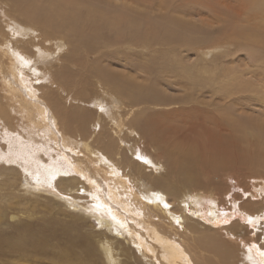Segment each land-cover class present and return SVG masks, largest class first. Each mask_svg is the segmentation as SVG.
I'll return each instance as SVG.
<instances>
[{
    "label": "bare ground",
    "instance_id": "obj_1",
    "mask_svg": "<svg viewBox=\"0 0 264 264\" xmlns=\"http://www.w3.org/2000/svg\"><path fill=\"white\" fill-rule=\"evenodd\" d=\"M4 1L9 2L11 6V12L9 16H7L11 24H5V26L9 25L16 27L15 31L16 33L20 31L18 35L21 38L25 35H29L31 36L32 42L30 43V47L29 45H27V47H22V44V46H20V37H18L19 39L15 38L16 36L14 33L10 35L6 33L7 36L0 30V91L3 94L2 101L6 102L9 107H12V104L16 103L15 107L17 105V107L22 110L26 108V117H24L26 122H23L24 124L32 125L31 127H33V124H36L37 126H44L47 130L50 128L52 129L54 141L56 143L58 142L59 146L62 145L60 150L64 151L65 157L73 162L70 167L73 173L85 179L91 189H86L88 191L87 195L93 197L97 207L100 209L102 208L106 215L113 218L116 227L125 231L133 240L132 243L139 247L144 253L151 252V259L154 261V264H200V262H202L201 264H222L228 262L229 259H234L236 248L241 244L244 246L243 243L248 245L245 247V251L249 253L252 260L257 264H264V246L261 245L260 233L258 234L255 231V228H257L258 231L261 229V234H264V230L261 227L264 221L258 223V215L260 217L264 216V179L257 177L260 180L254 183L255 178H252L253 181H250L251 184L235 181L236 185L233 184L235 190L231 191L233 193L231 196L226 194L233 189L230 187L231 185L220 189L217 187L214 188V185L211 189H207L205 187L206 185L203 186L201 183L202 174L204 176L208 168L213 169V162L217 161L220 156H226L225 159L231 158L235 153L237 156H242V153L236 148L248 151L246 162L264 166V124L262 120L257 121L255 116H253L255 117L253 120L248 116L251 121L248 122L243 117V113L241 111L238 112V110L246 106L244 105L246 101L239 102L242 96L246 94L249 95L250 100H255L256 103L262 105L261 107L264 109V100L263 103H259L261 101L260 98H264V96H261L263 94L260 93L261 89H264L263 73L258 70L259 74L257 78L261 79V82H258L260 84L258 88L256 85H253L254 83L251 84L244 80H241L242 82L229 81L234 80V77L237 75H232L228 81L221 82V84L216 86H200L199 77L195 74H191L188 68H180L182 66L177 67V69L180 70L178 72L176 68H172L164 63L163 67H161L163 70H169L168 73L170 72L174 77L179 75L181 78H185V80L179 81L178 83L171 82L173 85H177V90L183 92L180 97L170 101L176 103L178 106L174 110L165 112L151 111L143 106V108L141 107V109L132 112L130 111L131 108L136 104L138 105V103L142 102L143 104L145 101L159 102L162 99L153 96L150 92V94L144 95L142 90H148L147 88L149 86L141 84L131 85L130 83L133 82L130 76H128L126 80V77L123 75H113L107 68L105 69L95 60L93 62L95 64L93 72L95 73L96 79L107 88L105 90V95L110 91V104L112 106L117 105L115 109L110 112L107 111L103 115V112L107 109L106 104L108 103L102 99L95 98V101H91V103L96 106L99 113L97 119H95L97 116L93 118V122H96L95 124L98 127V132L102 130L101 127L103 124L110 122L111 126L108 129V135L111 137L113 133L116 134L117 137H114L113 140H117L118 138L117 141L119 143L123 142L122 137L126 138V131L129 137L133 136L132 144L129 145V148L133 149H131V157H134V160L132 159L133 166H129L128 173L136 177L135 180L137 179L136 184H138L139 188L137 187V189H134L130 183L128 185L124 175L120 177L119 172L116 170L118 169L117 165H114L112 162L111 165H109V162H107L105 171L104 168L97 165V163H100V161L104 159L101 154L98 155L91 152V155L94 156L91 157V160L89 159L90 165L80 158V155H78L79 150L74 149L72 146L70 147L72 144L68 145V137H70L69 132L73 131L74 139L76 136H79L80 139L83 140V142H80L84 145L86 151L88 153L91 151L89 143L91 144L92 142H89V140L92 134L91 132L88 134V123L91 122L89 119L92 118L94 110L91 109V107H86L82 109L80 113H75L73 111L74 114H72L73 112L65 109V104L60 105V98L53 95L51 90H47V86L55 84V87L60 89V91L66 92V94L70 93L64 86L67 85L72 77V69L74 68H72L73 65L70 64L69 56L74 53L64 54L60 53V50L65 47L67 43H70L67 36L73 37L68 31V27H74V24L77 22L88 20V28L84 30L86 37L74 43V48L78 47L80 44H84V50L90 47L92 48V44H94L93 42L95 41L94 38H97L100 34L104 36V34H108L109 32H113L115 36L119 38H124V42L128 41L129 37L132 42H137L141 47L149 46L150 42L161 43V41L163 42L162 45L168 44L169 46L177 47L180 43H184V40L181 41V39L185 37L182 30L184 29L182 22L175 19L172 13L162 17L160 22L149 21L145 17L143 11H134L132 9V11L128 12L131 7H126V11H109L94 5L83 4L82 8H80L79 2H82V0ZM241 1L244 5H249L247 10L250 13H254V11L264 12V0ZM254 7H256V9L252 11ZM85 16H89V18ZM17 21L19 24H17ZM26 25L28 26L27 28ZM38 28L41 30L42 36L44 37L43 42L47 41L48 43H52L51 51L49 48H43L41 43L34 42L31 34L36 35L34 34L36 32L35 29ZM189 28L193 29L191 25ZM61 30H63L65 35L62 34V36H59V31ZM219 34L221 35L223 33ZM233 34L234 35L231 34V36L237 37V34L239 35V39L243 38L247 40L246 44H249L248 46H258L261 50H264V30H261L260 27L254 25H250L248 28L234 27ZM226 38L228 37L226 36L225 39ZM239 43L236 44L239 45ZM162 45L161 47H163ZM57 54L58 57H56ZM28 55H30V57H28ZM56 60H59V62L52 65V62ZM37 63H44L42 64L43 66H46V64L57 66V64H59L60 67L51 74V69L48 70V67H44L45 71L43 67L42 70H40V66L37 68V66H35ZM263 69L261 70L264 71ZM28 73L29 76H36V78H34L40 81V84L39 82L37 85H35L34 82L31 83V80L27 79ZM187 78H189V80ZM163 81L168 88H172L167 80ZM44 87L46 90H43ZM197 89L199 92L198 96L203 95V92L207 91L211 95L210 100L215 101L213 96L215 99H219L214 105L222 107L208 108L207 106L198 105L201 104L203 100L200 102L198 97H194V92ZM83 95L85 97L87 94L85 92L83 94L79 87L72 97L74 99H79L83 98ZM236 96L239 106L232 107L226 103L228 99L235 100ZM181 105L183 106L181 107ZM125 106L130 107L129 111L132 115L127 119H121L122 114L128 112L124 110ZM0 107H3L1 103ZM3 109H0L1 114L6 113ZM33 111L37 112L36 117H34ZM8 114L9 113H7V115ZM233 115H236V117H233ZM260 115L263 119V111ZM11 123L12 122H10V124ZM183 126L185 129H183ZM195 127H200L201 131L193 129ZM199 135L203 136V138L199 137V139ZM151 141L155 142V147H151L153 145ZM25 144L27 145V143ZM136 146L141 147H137L136 149ZM107 147L105 152L111 154V148L113 147L109 144ZM147 147H151L155 150L157 152V157L155 154L148 152ZM173 147L178 148L176 151L179 152V155L174 154ZM164 154L167 155V157L172 156L173 161L171 163L168 158H165V164H171L168 165L166 171L162 173L161 168L163 163L161 160L159 161L158 158L162 157ZM123 157V155L120 157V161L122 165H126L127 158L125 157L126 159H124ZM177 164H184V168L181 171H177L178 176H176ZM46 167L48 168L47 174H49L50 177L67 171L53 166ZM144 167H151L153 171L157 173V175L153 176L149 174L151 177H155L156 184L151 181L146 182L143 180ZM171 168L174 172L173 177H171V173L169 172ZM99 171L105 176L109 175L107 178H110V181L106 183L100 177V180L97 179ZM215 173L217 174V172ZM228 176L231 180L236 179L232 178L230 175ZM32 184L28 185L31 189L35 187L37 189L53 190L52 180L45 183L33 177ZM0 185L2 186L3 183L0 182ZM70 191H72V188H70ZM256 196H259V198H255ZM164 197H166V201ZM178 199L180 200L181 208L178 204H176L178 206H174V202L178 201ZM169 202L174 203L173 208H170ZM114 205H117L119 208ZM153 210H157V213L154 214L155 211L151 213ZM183 211L187 213L190 212L194 215L193 217L198 218L199 221L202 220L207 224V227L209 226L211 229L220 231L223 234L226 232L229 236L228 238L226 236L228 241L220 240V236H218V238L214 236L216 234L211 235L209 233L208 234L211 236L201 237V239L208 238V240L206 239L205 241L204 239L201 241L196 237L193 238V236L190 237L188 233H201L203 229L201 225H195V227L190 228V230L186 231L187 234L181 231L186 234V240H175L174 233L170 232V230L173 229H171L169 224L165 225L166 222L163 220L169 219L168 221L170 224L176 221L183 230L185 226L182 224L184 223L185 216L180 214ZM164 212L169 215L165 216ZM8 215L5 223H8L12 231L10 233L7 232L6 235H2V232L6 230V226L3 227V225H0V255L14 253L21 260H23L25 256H42L43 254H48V252L54 248L52 245L53 242L58 245H64L59 251L63 256L69 251L74 250L77 246L88 253L93 249L92 244L89 242L90 239L84 235H78V233L72 235L70 228L66 227L63 223H61L60 228H57L53 223L38 225L32 222V225L36 226V228L30 230L29 223L31 222H21V212ZM26 216L30 217L31 215L27 213ZM150 217L151 219L152 217H158L160 222L163 221V223H161L164 224V226H168V228H165L160 223H156L157 221H154V219L151 221ZM98 219L105 224H108L110 221L100 216ZM1 220L2 217L0 216V223ZM236 223L241 225V229L243 230L240 231H244V234L240 235L236 233V231H239L235 229L236 227L233 228ZM13 227L15 230L12 229ZM212 232H214V230ZM29 236H34L37 240L41 241H38L37 244H29L27 241ZM188 238L197 239L198 243L196 244H199V246L197 245L198 247L202 248L203 251L212 252L217 258L215 257L216 259L212 260L198 254L200 251L197 246L196 250L199 252L195 254V249L191 251V248L188 246L191 245ZM262 238L261 240L263 242L264 236ZM195 240L192 241L195 242ZM98 243L102 245L107 258L111 262H115L116 258L112 255V246L104 241L98 240ZM19 255L23 257L21 258Z\"/></svg>",
    "mask_w": 264,
    "mask_h": 264
},
{
    "label": "rangeland",
    "instance_id": "obj_2",
    "mask_svg": "<svg viewBox=\"0 0 264 264\" xmlns=\"http://www.w3.org/2000/svg\"><path fill=\"white\" fill-rule=\"evenodd\" d=\"M172 1L174 2V4ZM79 4L80 8H82V5L85 4L94 5L103 9H107L109 11H126V7H131L128 12L132 11V9L134 11H143L145 17L149 21L153 22H160V19L162 17H165L172 13L175 19L182 22L184 27V29L182 30L185 37L181 39V41L184 40V43H180L179 45H177V47L169 46L168 44L162 45V41L161 43L150 42L149 46L141 47V45H138L137 42V44L132 42L129 37L128 41L124 42V38H119L115 36L113 32H109L108 34H104V36L100 34L97 38H94L95 41L93 42L94 44H92V48L90 47L87 50H84V44H80L78 47L74 48V43L80 41L83 37H86L84 30L88 28V20L84 22H77L74 24V27H68V31L73 37L67 36L70 43L68 44L66 42V46L60 50V53L64 54L74 53L70 55L72 57L69 56L70 64L73 65L72 68H74L72 69V77L67 85L64 86V88L70 91V93L67 92L68 94H66V92L60 91V89L55 87V84H49L50 86H47V90H51L53 95L60 98V105L65 104V109H68L71 112L74 111L75 113H80L81 110L85 109L86 107H91V109L94 110V113H92V118L89 119L91 120V122L88 123V134L89 132H91L92 134L89 140V142H92L91 144L89 143L91 151L89 153L86 151L84 145L81 143L83 142V140L80 139L79 136H76L74 139L73 131L69 132L70 137H68V145L72 144L70 145V147L72 146L74 149L79 150L78 155H80V158L88 162L90 165L91 163L89 162V159L91 160V157L94 156L91 155V152H94V154L98 155L101 154L104 159L101 160L100 163H97V165H99V167L101 168H104V171L106 169L105 165L107 162H109V165H111V162L114 165H117L118 169L116 170L119 172L120 177L124 175L127 179L126 182H128V185L130 183V185L134 189H137L138 187V184H136L137 179L135 180L136 177L128 173L129 166H133L132 161L134 160V157H131L132 148H129V145L132 144L133 136L129 137L126 131V138L122 137L123 142L119 143L117 141L118 138L117 140H113L114 137H117L116 134L113 133V136L111 137L108 135V129L111 126L110 122L102 125V130L100 129L101 131H99L100 133L98 132V127L95 124L96 122H93V118L99 113L96 106L91 103V101H95V98L102 99L103 101H107L108 103L106 104L107 109L103 112V115L107 111L110 112L111 110L115 109L117 105L116 104L115 106H112L110 104V91L105 95V90L107 88L103 86V83H99V80L96 79L95 73L93 72V68L95 66L93 62L95 60L98 61L99 65H101L105 69L107 68L108 71L113 75H123L126 77V80L128 79V76H130L133 82L130 83L131 85L141 84L149 86L147 88L148 90H142L144 95L152 93L153 96L162 99L159 102L145 101L143 102V104L142 102L138 103V105H134L131 110L130 107L125 106L124 110L128 111L129 113H123L121 119L129 118L132 115L130 111L133 112L134 110H139L141 109V107L143 108V106L147 107L148 110L158 112H165L168 110L176 109L178 105L170 101L180 97L183 92L177 90V85H173L172 83H178L179 81L185 80V78H181L179 75H177L178 77H174L170 72L168 73L169 70H163L161 67H163L164 63L176 69L180 66H182L180 68H188L191 74H195L199 77L201 83L200 86H216L218 84H221V82L228 81L232 75H237L236 77H234V80L229 81L242 82L241 80H244L245 82H249L251 84L254 83L253 85H256L258 88L260 85L258 82H261V79L257 78L259 74L258 70H260L263 73L262 75L264 76V71L261 70L264 68V50H261V48H259L258 46H248L249 44H246L247 40H244L243 38H240V40L238 38L239 35L237 34V37L231 36V34L234 35V27L248 28L250 27V25H254L260 27L261 30H264V12H248L247 9L249 5H244L241 0H82V2H79ZM255 9L256 7L252 8V11ZM10 12V3L4 0H0V30L5 34L7 33L8 35L14 33L16 36L15 38H18L20 37L18 35L20 34V31L16 33V27L9 25L5 26V24H11V21H9L7 18ZM85 17L89 18V16ZM17 24H19L18 21ZM190 25L191 27H193V29L189 28ZM27 27L28 26L26 25V28ZM35 31L36 32L34 34L36 35L31 34L34 42L41 43L43 48H49V50L51 51L52 43H48L47 41L43 42L44 37L42 36L41 30L39 28L35 29ZM219 33H223L221 34L222 36ZM62 34L65 35L63 30L59 31V36H62ZM89 34L92 35L91 33ZM224 36H227L228 38L225 39ZM24 37H20V46L23 45L22 47H27V45H29L30 47V43L32 42L31 36L25 35ZM236 43H239V45H237ZM161 45L163 47H161ZM28 57H30V55H28ZM56 57H58V54ZM58 62L59 60L52 62V65H55ZM42 64L37 63L35 64V66H37V68H39L40 66V70H42V67L43 70L44 67H48V70L51 69V74H53V71L58 70V68L60 67L59 64H57V66H50V64H46V66H43ZM176 71L179 72L180 70L177 69ZM34 77L36 78V76H29V73L27 74V79L31 80V83L34 82V84L37 85L39 82L40 84V81H37ZM187 79L189 80V78ZM163 80H167L172 88H168L166 84H164ZM79 87L82 93L84 94L85 92L87 95H85V97L83 95V98L74 99L72 96L79 89ZM43 90H46V88L44 87ZM194 93L196 95H194V97H198L200 102H202L203 100V102L198 105L207 106L208 108L222 107H217L216 105H214V103H217L216 101H219V99H215V97L213 96L215 101L210 100L211 95L209 92L205 91L203 92V95L198 96L199 92L197 89ZM260 93L263 94L261 96H264L263 88L261 89ZM2 97L3 94L0 91V103L1 106L4 107V109L3 107H0V109H3L6 112L2 113L3 115L6 114L4 116L0 113V182L3 183L2 186L0 185V216L2 217L0 225H3V227L6 226V230L2 232V235H6L7 232L10 233L12 231L8 223H5V221H7V215L11 213L21 212V222H31L29 223L30 230L36 228V226L32 225V222H35L38 225L53 223L57 228H60L61 223H63L66 227L70 228V232L72 233V235H76L75 233H78V235H84L88 239H90L89 242L92 244L94 250L92 249V251L88 253L77 246L74 250L69 251L63 256L59 251L63 248L64 245H58L57 243L53 242L52 245L54 248L50 250L46 255L43 254L42 256L34 255L25 257L19 255L21 258H24L23 260H21L14 253L6 255L1 254L0 264H154V261H152L151 259V252H147L148 254L144 253L139 247L133 244V240L131 239V237L128 236L125 231L120 230L118 227H116V223L113 218L109 215H106L102 208L100 209L99 207H97L95 199L93 197L87 195V190L90 189L87 182L76 173H73L72 169L70 168L73 162L65 157L64 151L60 150V147H62V145L59 146L58 142L56 143L54 141L52 129L50 128V131V129L47 130L44 126L41 127L33 124V127H31L32 125L30 126L28 124H24L26 122L24 118L26 117V108L22 110L19 109L17 105L16 108L15 103L12 104V107L10 106L12 109L15 108L14 110H12L6 102L2 101ZM260 99L261 101L259 103H263L264 98ZM242 101H246L244 102V105L246 106L241 110H238V112L241 111L243 113V117L248 122H251L248 118L249 116L251 117V120H253L255 117L257 118V121L262 120V123L264 124V117L262 119V116L260 115L262 111L264 113V109L263 107H261L262 105L256 103L255 100H250L248 94L242 96V99H240L239 102ZM239 102L237 100V96L235 100H226V103L232 107L239 106ZM183 105H181V107ZM74 112L72 114H74ZM7 113L9 114L7 115ZM33 114L34 117H36L37 112L33 111ZM233 117H236V115H233ZM97 118L98 116L95 119ZM10 122L12 123L10 124ZM183 129H185L184 126ZM193 129H198V131H201L200 127H195ZM199 137L203 138V136L201 135H199L198 138ZM151 142L153 144L151 147H155V142ZM25 143H27V145ZM108 144L113 147L111 148V154L105 152L107 150L106 148H108ZM141 146H136V149L137 147ZM151 147H147V151L155 154V156L157 157V152ZM177 149L178 148L173 147V152L175 155H179V152L176 151ZM236 149L240 153H242V156H237L235 152V155H232L231 158L225 159L226 156H220L217 161L213 162V169L208 168L204 176L200 171L202 174L201 183L203 184V186L206 185L205 187L207 189H211V187L215 185L214 188L217 187L218 189H220L225 186L229 187L231 185L230 187L233 189H229L230 191L226 193L231 196L233 194L231 191L235 190V181H241V183L244 184H251L250 181H253L252 178H255L254 183H256L257 180H260L257 177L264 179V166L246 162L248 151L242 150L240 148ZM122 155L124 156V159L127 158L126 165H122L120 161V157ZM163 156L158 158L159 161L161 160L163 163L161 168L162 173L166 171V167L173 161L172 156L167 157V155L165 154ZM165 158H168L171 163L166 165ZM46 166H53L57 167L58 169L67 171H65L64 173L62 172L63 174L60 173L53 177H50V175L47 174L48 168ZM183 168L184 164H177L176 176H178L177 171H181ZM143 169L146 171L143 172V180L146 182L151 181L156 184L155 177L151 176L157 175V173H155L151 167H144ZM169 172L171 173V177H173L174 172L172 168L169 170ZM215 172H217V174ZM228 175L236 179L231 180ZM33 177H36L37 179L45 183H48L49 180H52L53 190H45L41 188L37 189L35 187L31 189L28 185L33 183ZM99 177L106 183L110 181V178H107L109 177V175L105 176L104 174H101L100 171L97 178L100 180ZM77 178L80 179L78 180ZM70 188H72V191H70ZM255 198H259V196H256ZM164 199L166 201V197H164ZM169 203V206H171L170 208H173L174 203V206L179 205V207L181 208L179 199L174 203ZM114 206L118 207L117 205ZM157 210H153L151 213L155 211L154 214H156ZM27 213H29L31 216L27 217ZM180 214L186 217H184V223L182 224L185 226L183 230L175 220H173L175 222H173L172 224L169 223V219L163 220L166 222L165 225L169 224L171 229H173L170 230V232L174 233L175 240H186V231L190 230V228L192 227H195V225H201L204 229L201 230V233H188L189 236H193V238L196 237L198 240L202 241L204 239H201L202 236L207 237L216 234L214 236H220V240L228 241L227 238L229 236L226 234V232L225 234H223L220 231L211 229V227L209 226L207 227L206 223H204L202 220L199 221L198 218L193 217L194 215H192L190 212L187 213L183 211ZM168 215V213H165V216ZM99 216L110 221L108 222V224H105L98 219ZM152 219H154V221H157L156 223L158 224L163 223V221H161L162 223L160 222V219L158 217H152ZM152 219L151 221H153ZM258 219V223H261L264 221V216L260 217L258 215ZM162 226H164V224H162ZM164 227L168 228V226ZM261 227L264 230V224H262ZM233 228L239 230L238 232L236 231V233L240 235L244 234V231H240L243 230L241 229L240 224L236 223ZM12 229L15 230L14 227ZM211 230H214V232H212ZM255 231L258 234L260 233V241L262 243L261 245L264 246V241L262 242L261 240L263 239L262 237L264 236V234H261V229L258 231L257 228H255ZM208 233L211 235H209ZM193 238H188L189 243H191V245H188L191 248V251H194L195 249V254L200 251L198 254H201L208 259L214 260L217 258L214 254H212V252L203 251L202 248L198 247L199 244H196L198 243V240H195ZM206 239L208 240V238ZM206 239H204V241ZM98 240L109 243L112 246V248L114 249H112V255L114 258H116L115 262H111L107 258L102 245H99ZM192 240H195V242H193ZM27 241L29 244H37L38 241L41 240H37L34 236H29L27 238ZM243 245L244 246H242L241 244L238 248H236L234 259H229L228 262L222 264H257L252 260L249 253L245 251V247H247L248 245L246 243H243ZM196 246L198 247L199 251L196 250ZM201 263L202 262H200V264Z\"/></svg>",
    "mask_w": 264,
    "mask_h": 264
}]
</instances>
